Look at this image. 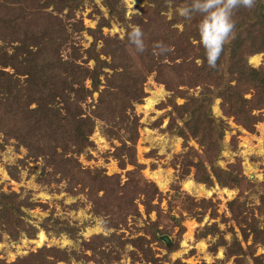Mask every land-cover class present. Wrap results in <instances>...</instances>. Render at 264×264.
I'll list each match as a JSON object with an SVG mask.
<instances>
[{"label":"rangeland","instance_id":"374dc122","mask_svg":"<svg viewBox=\"0 0 264 264\" xmlns=\"http://www.w3.org/2000/svg\"><path fill=\"white\" fill-rule=\"evenodd\" d=\"M43 2L0 0V55L21 52L26 59L0 65V201L15 195L24 202L19 226L0 223V264L39 249L57 252L56 259L45 257L47 264H264V243H254L248 230L252 218L264 227V108L252 111L249 131L213 96L210 116L223 124L222 135L206 152L185 127L190 99L205 103V84L173 73L187 49L180 52L164 34L156 36L158 18L149 22L142 12L147 0H118L123 12L113 17L103 0H81L72 10ZM181 6L162 14L168 21ZM188 22L180 16L171 28L182 32ZM100 23L93 43L88 29ZM130 24L144 34L143 52L124 35ZM196 40L188 42L198 48ZM155 42L168 50L156 49ZM183 48L190 50L183 68L191 70L189 61L202 66L190 46ZM92 52L102 62L96 91L87 76L95 68ZM59 60L70 68L61 73L65 81L52 95L38 93L39 75ZM246 62L264 67V53ZM50 77L47 86L55 84ZM61 124H69V140ZM77 134H85L87 144H75ZM207 159L244 182L220 187ZM196 166L210 174L208 185L196 181ZM240 193L243 211L233 217L227 203ZM232 244L242 253L227 256Z\"/></svg>","mask_w":264,"mask_h":264},{"label":"trees","instance_id":"16d2710c","mask_svg":"<svg viewBox=\"0 0 264 264\" xmlns=\"http://www.w3.org/2000/svg\"><path fill=\"white\" fill-rule=\"evenodd\" d=\"M42 1H44L42 3V7L51 6L54 10H62L64 8L72 10L73 6L76 7L81 2V0ZM103 2L109 8L110 16L113 17L114 15H122L123 11L121 12V10H119L118 0H103ZM187 2L188 0H147L148 6H146L142 12L149 18V22L151 16H156L158 18V24L155 26L154 31L156 36H162L164 34L167 38L166 42L172 46H177L176 48L177 50H180V52L187 49V54L185 55L183 61L177 65L174 64L177 68H173V73L176 74L177 78H182L183 76L187 78V75L191 74V76H189L191 79H199L205 84L203 87L204 91L201 93V96L204 97L205 103L202 107H199V105H196V99H190L192 110L185 113L187 116V119L185 120V127L190 132L191 136L195 138L198 137V142L203 144L206 152H208L215 147L214 145L216 144V141L220 140L223 126L220 121L217 122L210 116L209 107L213 96L221 99L220 107L225 115L232 116L237 123H240L249 131L253 130L256 119L251 114L252 111L264 108V67L261 66L259 68H253L246 62L248 56L264 53V0H256L254 6L251 8L237 7L233 10L232 20L234 22V27L232 29V34H230L227 42L224 44L223 51L221 52L215 68L207 66L204 59V51L200 45H198V48H195L188 42L190 38H198L196 25L200 19L199 14L194 15L191 19H185L182 17L184 20L189 21L188 25L184 26V30L182 32L171 28V25H173L176 21H178V18H180L177 13L173 14L172 18L168 21L162 14L165 13L170 6L174 9L175 6H184ZM2 3L7 5L9 4V0H2ZM2 22L5 23L0 20V23ZM102 24L104 23H100L96 30L88 29V32L92 36L93 43L100 37L97 36V34L100 32L99 29L103 26ZM148 24L145 25L146 33L151 30ZM183 46H190L192 52H196L194 58L201 59L202 66L197 67L194 65L195 63L193 64L192 61H189L191 66H189V64L186 65L191 70L188 71L183 68L185 60L190 52L189 48H183ZM92 47L93 45H91V48ZM20 53L21 52L11 55H0V65L3 63L4 65L11 63L12 66L22 64L26 59L25 57H22ZM89 56L94 60L95 68L91 72L88 71L87 76L91 80L92 89L96 91L100 83L98 75L101 73L102 62L93 52L90 53ZM1 60H3V63ZM67 67L66 63L61 62L60 60L59 63H54L53 65L46 67L45 72H41L44 76L41 77L39 75L40 88L37 92H50L51 95L53 92H56L58 90L57 86L62 83V81H65L63 80L61 73L64 74L68 72L70 68ZM72 68H75V66ZM28 72H33V69H30V71L28 70ZM49 76H51L50 81H55L54 85H45V78ZM113 81L111 82L107 80V85L112 86ZM31 82L32 81L30 80V84ZM70 88H72V86H70L68 90ZM70 90L76 91V89ZM249 90L253 91L254 94L250 99H246L243 94L245 92H249ZM34 112L36 113V111ZM59 126L63 127L61 135L67 139L68 137L66 134L70 131L69 124H61ZM82 136L83 137H81V139H78L79 134L73 137V139L75 138V144H87V139L86 137L84 138L86 135L84 134ZM180 136L186 138L184 133H180ZM207 161L208 164H210L212 176L220 187L230 189L232 187H239L244 182V177L241 175H234L231 171L226 173L218 172V168L213 166L211 159H207ZM190 164V160L187 159L183 167L186 168ZM196 167V181L208 185L210 183V174L206 171V168L202 166ZM97 178L94 177L92 180L95 182ZM153 192L154 190L152 189L151 195H153ZM241 195L242 194L240 193L237 198L227 203L233 217L243 211V201L240 200ZM261 201L262 204H264V198H262ZM149 202L150 201L147 199V203ZM21 204H24V202H19L15 195L11 198L3 195L0 201V223L10 229H13L14 225L19 226L21 223L19 219V207ZM150 210L151 207L149 205L147 207L145 206V211L147 213ZM119 214L120 212L118 213V217ZM122 221H124L123 218ZM248 230L252 234V240L254 243H264V227L259 229L253 218L252 221H249ZM165 248L168 252H172L174 250L173 245L169 242L165 243ZM226 252L227 256H229L230 253H242L241 248L237 244H232L227 247ZM46 256L53 259L59 257L54 249H39L27 256L17 258L10 264H47L50 260L46 259Z\"/></svg>","mask_w":264,"mask_h":264},{"label":"clouds","instance_id":"9594fccd","mask_svg":"<svg viewBox=\"0 0 264 264\" xmlns=\"http://www.w3.org/2000/svg\"><path fill=\"white\" fill-rule=\"evenodd\" d=\"M255 2L256 0H188L184 6L178 7L175 11L185 19H191L199 14L196 43L204 51L207 66L215 68L223 46L232 34L233 10L237 7L251 8ZM124 35L136 53L144 51V34L139 25L130 24ZM155 48L161 52L168 50L160 42H155Z\"/></svg>","mask_w":264,"mask_h":264},{"label":"water","instance_id":"95a60500","mask_svg":"<svg viewBox=\"0 0 264 264\" xmlns=\"http://www.w3.org/2000/svg\"><path fill=\"white\" fill-rule=\"evenodd\" d=\"M160 239L164 242V243H168L169 242V238L165 235L160 236Z\"/></svg>","mask_w":264,"mask_h":264},{"label":"bare ground","instance_id":"6f19581e","mask_svg":"<svg viewBox=\"0 0 264 264\" xmlns=\"http://www.w3.org/2000/svg\"><path fill=\"white\" fill-rule=\"evenodd\" d=\"M151 102H148V105H150Z\"/></svg>","mask_w":264,"mask_h":264}]
</instances>
